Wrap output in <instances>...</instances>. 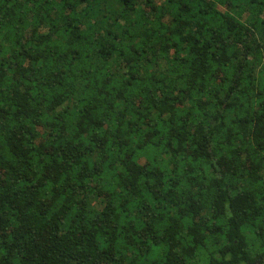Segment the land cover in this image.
I'll list each match as a JSON object with an SVG mask.
<instances>
[{
  "label": "trees",
  "instance_id": "trees-1",
  "mask_svg": "<svg viewBox=\"0 0 264 264\" xmlns=\"http://www.w3.org/2000/svg\"><path fill=\"white\" fill-rule=\"evenodd\" d=\"M253 262L264 0H0V264Z\"/></svg>",
  "mask_w": 264,
  "mask_h": 264
},
{
  "label": "rangeland",
  "instance_id": "rangeland-1",
  "mask_svg": "<svg viewBox=\"0 0 264 264\" xmlns=\"http://www.w3.org/2000/svg\"><path fill=\"white\" fill-rule=\"evenodd\" d=\"M97 200H95L94 198H91L90 199V202H91V204H92V206H94V207H98L99 205H98V203L96 202ZM255 263H257V262H253V264H255ZM258 264V263H257Z\"/></svg>",
  "mask_w": 264,
  "mask_h": 264
},
{
  "label": "water",
  "instance_id": "water-1",
  "mask_svg": "<svg viewBox=\"0 0 264 264\" xmlns=\"http://www.w3.org/2000/svg\"><path fill=\"white\" fill-rule=\"evenodd\" d=\"M255 264H257V263H255Z\"/></svg>",
  "mask_w": 264,
  "mask_h": 264
},
{
  "label": "flooded vegetation",
  "instance_id": "flooded-vegetation-1",
  "mask_svg": "<svg viewBox=\"0 0 264 264\" xmlns=\"http://www.w3.org/2000/svg\"><path fill=\"white\" fill-rule=\"evenodd\" d=\"M253 264V263H252Z\"/></svg>",
  "mask_w": 264,
  "mask_h": 264
}]
</instances>
